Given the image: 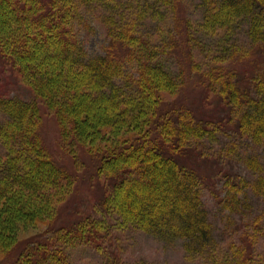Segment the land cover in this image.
Segmentation results:
<instances>
[{
    "label": "trees",
    "instance_id": "16d2710c",
    "mask_svg": "<svg viewBox=\"0 0 264 264\" xmlns=\"http://www.w3.org/2000/svg\"><path fill=\"white\" fill-rule=\"evenodd\" d=\"M199 3L203 29L222 33L214 45L220 63L203 71L190 65L189 78L200 76L192 92L202 88L192 105L161 110L163 93L176 94L185 81L183 67L175 73L158 57L176 54V38L161 26L174 0H0V60L29 93L27 98L0 93V253L6 257L0 264H71L70 250L81 245L107 252L106 264H123L105 249L114 228L180 241L187 254L220 264L221 244L201 192L216 184H208V153L198 147L215 142L219 133L249 145L240 160L253 177L217 160L221 191L211 188L212 197L227 221H241L242 244L253 242L249 228L259 227L262 214L248 220L245 214L254 199H264V64L243 79L241 71L220 64L233 66L254 50L264 53V0ZM82 10L97 13L108 38L104 53H87L78 39L75 24L90 29ZM147 21L152 33L145 32ZM243 26L247 48L236 37ZM42 104L72 144L93 143L105 127L117 125H130L133 134L107 148H86L93 173L106 181L98 216L82 213L52 230L50 238L17 246L14 222L44 217L53 222L57 202L71 195L75 183L41 139ZM235 148L228 142L219 157ZM229 245L235 249L224 254L231 258L228 264H261L243 247Z\"/></svg>",
    "mask_w": 264,
    "mask_h": 264
},
{
    "label": "rangeland",
    "instance_id": "374dc122",
    "mask_svg": "<svg viewBox=\"0 0 264 264\" xmlns=\"http://www.w3.org/2000/svg\"><path fill=\"white\" fill-rule=\"evenodd\" d=\"M166 8V5L162 7ZM83 9V8H82ZM82 13L88 22L90 29L74 25L77 32L78 39L84 45L85 50L89 54L104 53V48L107 46L108 38L106 31L102 24L96 18V12L82 10ZM201 7L199 0H174L173 12H168V16L161 26L166 31H171V35L176 38L177 49L175 56H166L160 54L159 62L165 66L170 67L175 73L178 69L183 67L185 71V81L180 87V90L174 95L163 93V106L161 110L167 106L178 107V104H191L193 97H196L198 92L202 89L197 86V91H193V85L196 84L200 78H189L187 70L196 63L203 71L207 66L218 65L220 59L215 56H220V52L216 49L215 41L216 36L222 33L218 31H205L201 22ZM245 25V24H244ZM144 26L148 28L147 33H152L154 30L153 23L146 22ZM243 26L241 31H238L236 37L242 47L247 48L245 45L247 40L244 36ZM188 38H193L192 42ZM192 43V44H189ZM198 42V44H195ZM167 60V61H166ZM221 62H224L223 60ZM228 62L221 63L220 66L239 73L241 71L242 79L250 74L254 68L259 69V66L264 64V53L254 50L251 55L245 57L240 62H235L233 66L228 65ZM231 63V62H230ZM191 65V66H190ZM256 65V66H255ZM129 67V68H128ZM126 69H131L130 65H126ZM200 71V70H199ZM0 93L5 95H17L24 98L29 96L25 86L18 78L16 72L0 60ZM212 99V95H208ZM175 103V104H174ZM41 120L38 127L39 134L43 143L50 154V156L61 166L65 167L69 172L74 175L75 183L72 188L71 195L67 196L57 202L55 208L56 216L52 220L50 218H42L32 221H18L14 222L15 229L13 230V242L18 245H25L33 241L45 240L50 238L52 230L64 226L65 224L72 223L73 219L76 220L82 213H91V215L98 216V202L102 197L103 186L106 181L98 177L93 172L90 157L86 152L88 149H103L110 145L121 142L123 139L133 134V127L126 126H113L105 127L93 143L72 144L70 141H64L61 135V127L58 124L53 112L45 105L40 106ZM230 132V131H229ZM235 142L236 148L232 155L227 157L220 156L219 150L228 142ZM203 145L198 147L204 149L207 154L206 164L209 168L204 170L207 175L208 184L215 183V190H220V177L217 175V160L219 165L222 163L225 168L230 171H237V173L244 178H252L251 172L244 168L242 164L241 154L249 145L239 141L231 133H219L216 141L209 143L203 141ZM248 149L249 151H252ZM261 150L264 152V147ZM260 152V151H259ZM92 168V169H91ZM203 170V169H202ZM216 173V174H215ZM210 187V186H209ZM204 186L201 190L203 202L208 210L209 219L211 220L214 228V233L220 245L219 262L220 264H228L231 260L230 256L224 255L232 254L235 248L229 247L233 244L235 247H243L247 255L252 256V260H259L264 264V199H254L253 208L245 214V219H251L257 214H262L260 217V225L257 229H250V234L254 235V240L251 242L244 239L242 244V223L236 217L231 221H227L225 216L226 211H222L216 204L212 197L211 188ZM145 190V189H144ZM150 203V202H149ZM114 224L115 218L111 221ZM110 243L106 250L117 253V256L123 264H211L206 258L192 256L187 254L180 241L165 243L157 240L156 238L142 232L137 228H123L111 229ZM231 242V243H230ZM252 243V244H251ZM17 248L15 247L9 254L10 257L14 256ZM104 250V249H103ZM107 252L97 250L96 247L90 245L76 246L69 252L71 264H106L105 254ZM108 254V253H107ZM224 255V256H223ZM0 263L6 262V257H1Z\"/></svg>",
    "mask_w": 264,
    "mask_h": 264
}]
</instances>
